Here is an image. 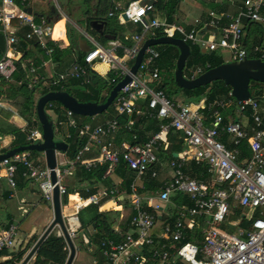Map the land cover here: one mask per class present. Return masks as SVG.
I'll use <instances>...</instances> for the list:
<instances>
[{"label":"built area","instance_id":"2783aa9c","mask_svg":"<svg viewBox=\"0 0 264 264\" xmlns=\"http://www.w3.org/2000/svg\"><path fill=\"white\" fill-rule=\"evenodd\" d=\"M154 9L153 3H142V0H130L124 6L114 1L107 16L118 15L124 20L125 14L129 21L141 24L143 34L146 33L151 38L178 34V37L197 44L206 51L230 49L232 61L236 62L249 57V50L242 39L246 20L264 22V0H244V7L231 17L224 32L216 39L209 40L195 28L187 29L183 25L151 17ZM208 23L215 25L216 21L211 19ZM0 27L7 38V51L0 58L1 91L6 82L13 80L18 70L17 61L23 55L16 48L17 35L22 27L29 28L26 37L37 40L46 48L48 55L53 52L51 47L47 48L48 40L50 37L56 39L52 36L54 28L48 26V32L45 33L42 26L36 23L33 14L27 12L25 0H0ZM159 31L161 36L157 35ZM85 34L93 42V46L85 52L82 60L73 64L67 74L57 77L53 83L57 84L69 77L88 82L89 75L95 73L97 65L102 64L109 71H116L120 79L117 81V77H113L111 81L117 84L130 72L131 66L127 60L130 57L136 58L143 34L137 33L131 37L135 44L126 48L124 54H120L118 50L121 44L103 46L86 32ZM262 49L263 46L261 48L256 45L253 51L259 54L258 58L264 60ZM12 51L16 53L13 55ZM158 56L159 52L154 46L148 47L138 73L119 91L114 101L117 116L95 126L90 123L81 125L73 111L62 107L65 109L64 118L57 120L58 126L66 125L78 129L79 135L88 139L78 150L72 161L73 165L83 163L88 168L91 167L93 163L85 156L92 150V145L98 143L102 144V160L107 163L106 175L116 170L121 159L136 174L130 187V206L133 209L130 230L120 240H102L105 263L264 264V105L261 99L252 94L249 99L239 101L231 89L225 96L209 102L206 99L198 103L179 101L169 96L164 89L155 88V83L160 80V69L153 63ZM45 64L46 61L42 66ZM38 69V66L30 63V73L34 74ZM202 73L203 69L198 67L192 78ZM256 88L258 92L264 93V82H260ZM142 96H149L147 110L142 114L146 118L159 120L160 129L144 142H138L134 135L135 142L115 147L112 138L118 130L122 126L130 131L133 129L132 120L123 124L119 116H132L136 112V101ZM49 107L56 110L52 103ZM204 109H207L210 118L208 125L205 122ZM230 112H235L236 117L250 119L252 124L246 125L239 118L230 117V120H226V115ZM172 130L182 132L194 151L184 149L177 157L172 158L171 179L148 193L145 186L139 185L137 180L144 179L147 175L151 178L159 175V153L166 149L167 136ZM42 138V132L38 128L28 134L32 143L39 142ZM103 138L109 139L103 143ZM245 144L250 150V155L246 158L242 149ZM189 160L204 165L210 179L193 177L187 173L185 168ZM21 165L23 176L38 182L45 200L54 201L56 187L61 196L67 194V185L63 181L64 172L67 170L63 172L56 167V182H53L51 169L34 162L29 150L17 152L0 161V180L6 179L15 187L16 172ZM107 191L103 190L87 199L82 195L79 197L81 201L87 200V204H98L108 194ZM176 192L188 194L194 204L179 206L176 221L155 232L157 212L170 202ZM84 205L86 204L74 203L71 214H65L63 210L69 234L74 242L81 230L78 213ZM237 205L244 208L243 215L252 220V224L250 227L237 226L229 231L223 228V224ZM196 228L201 234L199 242L186 241L190 232H194ZM57 234L64 236L60 227H57ZM17 235L18 228L14 225L2 229L0 252L13 249L17 243ZM84 240L86 243L90 242L86 235Z\"/></svg>","mask_w":264,"mask_h":264},{"label":"trees","instance_id":"16d2710c","mask_svg":"<svg viewBox=\"0 0 264 264\" xmlns=\"http://www.w3.org/2000/svg\"><path fill=\"white\" fill-rule=\"evenodd\" d=\"M92 0H85L86 9L83 11L84 18L91 20L97 18L99 20L106 21V29L104 34L97 33L96 30L89 28L90 33L97 36V39L100 41L102 45H106L108 38L106 34L115 35L117 38H122L124 40V33L128 30L129 26L121 23L119 20V16L115 15L112 17L107 16L108 10L111 7V0H98L99 4L97 16H93V11L90 8V3ZM130 1V0H128ZM239 7L242 9L244 7V0H235ZM229 1H224L222 4L228 5ZM220 4V8L218 13L224 12L226 10V6ZM213 9H217L214 2L210 4ZM154 12H151V16H155L156 14H160L162 16H166L169 21H173V15L177 14L178 17L188 13L184 0H156L154 3ZM56 23L54 27V38L59 40L62 46L68 45V40L66 37L63 36V27L65 24V20L63 16L56 15ZM79 20L78 22H80ZM85 21V19H83ZM250 24V29L247 39L245 41V45L249 50V57L250 58H258L259 54L254 52V47L259 45L261 48L264 42V27L260 24L255 22H251L250 20H246L245 28ZM203 27V22H199L196 25L192 26L196 30H200ZM68 29V38L71 42L66 48H62L58 45V42L55 40L50 39L48 40L47 48H52V56L59 58L62 57L63 54L70 52L77 43H78V30L73 26L72 23H67ZM29 30L27 27H22L21 31L18 33V42L16 44V48L18 51L23 52L22 57L17 61L18 70L14 74V78L10 82H6L8 86V91L10 92L9 96L12 99H17V97L23 96L25 97L24 101V108L23 113L28 120V126L25 129H21L13 124L3 123L1 122V133L2 134H11L14 136L12 145L14 147L26 146L32 144V140L28 139V134L31 130H33L36 126L41 128V124L38 119V115L36 112L35 103L33 101L34 89L29 87L30 79L27 76V67L30 66L31 61L35 62L36 65H40L43 62V59H48V55L46 53V48H44L40 43H38L34 39H28L26 37V33ZM142 30V27L138 28V32ZM141 33V32H140ZM158 36H161L162 33L159 31L157 33ZM178 37L179 35L176 34ZM125 44L128 46H133L134 43L130 40H124ZM191 54L187 60V64L184 68V74L187 78L191 79L193 77V72L198 67L203 69V72L207 71L212 67H216L220 64H223L225 61L223 60L219 49L213 51H205L199 45L193 44L192 42L188 41ZM158 52L159 56L156 58L155 62L153 63L154 66L159 67L160 69V80L155 83V88H162L166 91V93L171 97H176L177 95L182 96L187 102H195L198 103L202 99H206V101H212L216 98H220L228 94V92L232 89L231 86L227 85L223 80H216L209 84L200 86L198 88H182L178 86L175 82V68L176 62L179 57L180 50L177 46L171 44H161L154 46ZM264 51V49H262ZM7 51V38L6 34L1 30L0 27V58L6 53ZM122 49H119V53L122 54ZM83 55L79 57L80 60L83 59ZM171 62L170 64H168ZM134 61L129 62V65L132 66ZM168 65V66H167ZM163 75H165L163 77ZM117 77L116 80L118 81L120 77L117 75L115 70H111L107 76H102L99 73L91 74L89 82L81 85V79L73 78L71 84L74 86V90L66 87L61 86H51L50 89L52 90H63L68 91L72 95L76 96L79 101L82 102H99L103 103L107 100L109 93L111 92L112 88L116 85L115 82H112V78ZM174 85L172 88L176 89V91H170L167 89L168 81ZM260 82L251 81V92L253 96L258 98H264V93L257 91V85ZM2 91V90H1ZM0 91V96L4 93ZM51 90L44 89L43 94H46ZM174 94H176L174 96ZM148 102V99H146ZM52 103L55 105L56 113L61 118L63 116L62 106L61 103L57 101L48 102L46 105V110L50 109L49 104ZM115 104L113 103L107 110L102 112L101 114L104 115L105 113L112 112V114L116 111L114 108ZM205 110L206 117L208 116L207 109ZM8 116L11 114L10 111H6ZM80 121V124H84L86 121H91V116H82V115H75ZM114 116V115H113ZM112 116V117H113ZM111 117V118H112ZM205 117V122L208 125L210 120L209 118ZM14 121L17 124H23L22 119L20 116L14 117ZM152 128L157 132L160 129L161 123L157 119H151ZM56 128V127H55ZM182 135L180 131L172 130L169 133L171 139H177L179 136ZM87 138L84 136H80L77 129L70 130V138L68 141L70 142V148L73 147V154L72 159H75V156L78 150L86 144ZM32 153H37L36 151H31ZM244 153L246 154V148ZM169 157L174 158V152L168 154ZM167 155V156H168ZM186 166V171L193 177L201 178V179H210V175L206 174V168L204 165H198L193 160L188 161ZM79 172L77 174L82 176V179L88 180L91 184L94 183H106L111 184V181L108 176H106L107 170V163L106 162H97L93 164L91 167L87 168L84 164H78ZM22 165L20 169H22ZM117 173H119L123 178V186L124 189H127L129 193H131L130 185L136 178L135 172L130 169L127 163L121 159L120 163L117 166ZM162 183L157 178H151L150 175L145 177L144 186L146 192L150 193L156 189H158ZM99 187L90 188L85 194H81L85 199L97 194ZM68 193H76L75 188H71L67 191ZM4 195L2 189L0 188V202L4 199ZM67 196V195H66ZM67 201V199H65ZM74 203H77L73 199ZM193 205L194 201L188 194H184L182 192H176L172 197L170 202L162 206V209L157 212L156 220H155V232H159L162 227L166 226L168 223H173L176 221L178 216V207L182 205ZM87 212L90 213L91 217L88 220L82 219V229L80 230L77 241L82 248H87L91 246L95 255H97L98 260L97 264H106L105 257L102 252L101 242L105 238H115L120 240L123 235L127 232V222L131 220L133 215V209L130 207L129 214L127 218L124 220L123 226L121 229L117 230L114 228V220L111 218L110 211H100L99 204L96 203H89L86 208ZM127 209V208H126ZM125 209V210H126ZM128 210V209H127ZM80 212H82L80 210ZM245 213L244 208L241 205H237L229 216V223L225 224L224 227L229 230H234V225L238 226H245L250 227L252 224V220H248L243 214ZM238 221V222H237ZM233 222H236L235 224ZM2 223V222H0ZM89 226H94L95 231L91 233L88 230ZM8 226H4V228ZM84 235H86L89 239V243L84 242ZM201 236L200 230L198 228L195 229L194 232H190V235L187 237L186 241L188 242H199V237ZM39 236H33L32 240L30 241L29 246L22 251L14 252L15 256L8 261H5L1 264H21V262L27 256V253L33 248L35 243L38 241ZM9 249L2 251V254L10 253L8 252ZM70 254V249L68 247L67 241L64 236L57 234V228L52 230L45 239L41 242L39 247L37 248L34 255L26 264H66L68 257Z\"/></svg>","mask_w":264,"mask_h":264},{"label":"crops","instance_id":"0c3cea01","mask_svg":"<svg viewBox=\"0 0 264 264\" xmlns=\"http://www.w3.org/2000/svg\"><path fill=\"white\" fill-rule=\"evenodd\" d=\"M59 1L65 7H68V8L70 6L72 7L73 11L69 12L70 16L73 18H76L77 23L80 25V28L75 27L79 32L78 43L73 49H71L70 52L63 54L61 58H59L58 56L53 57L52 55L47 54L48 59H43V62L46 61V64L44 66H42L43 62L38 66L35 64L34 61L33 62L31 61V63H34L39 68L36 73L32 74L29 72V66L27 67L28 68L27 69V76L30 79L29 87L33 88L35 91L34 95H33V101L35 103V107L37 106V102H38L39 98L42 95H44L43 90L45 88L52 90V89H50L51 86H61V87H66V88H70V89L74 90V86L71 84V81L73 80L72 77L65 78V79L59 81V83H57V84H54L53 80H55L57 77H61L64 74H67L68 71L72 68L73 64L76 61L80 60L79 57L81 55L85 54L86 51H82L80 48V42H79L80 37L86 39L88 44L90 45V47L93 46V42L87 37L85 32L87 34H89L91 37H93L96 42L100 43V41L97 39V36L90 33V31H89L90 27L86 26L87 19L84 18V15H83V11L87 7L85 0H80L78 7H75V4L72 3V1L76 2V0H66L65 3H63L62 0H59ZM114 1H118L123 6L129 2L128 0H111V2H112L111 7L113 6ZM224 1H229L228 5L222 4ZM184 2H185V7H186L188 13L181 16V18L178 17L177 14H175V15H173L174 20L169 21L166 16H162V15L156 14V13H155V16H151V17H153V18L155 17V18L159 19L160 21L177 23V24L185 26L187 29H191L192 26L196 25L198 22H203V28H204L206 25L209 24L208 22H210L211 19H214L216 21L215 26L218 27L219 36H220L224 32L225 28L227 27L229 21L231 20V17L234 16L239 10H241V8L239 7V5L237 4V2L235 0H184ZM212 2H214L215 5L218 4V6H216L217 9L212 8V6L210 5ZM25 3H26V8L31 7L33 9L32 14H33L37 24H39V19H40V21L45 20L48 22V26L54 28V24L56 23L55 16L59 15L57 13L58 12V6L56 5L57 0L56 1L54 0L53 2H50V1L47 2L46 0H25ZM98 4H99L98 0H92L90 3V5H91L90 8L93 11L94 17H96L94 14L98 13V10L101 8V7L100 8L98 7ZM220 4H222L223 6H226V10L224 12L218 13L217 10L221 9L219 6ZM52 5H56L55 11H52V9H51ZM36 6L39 8L36 9L35 8ZM152 12H154V11H152ZM61 16H63V18L65 20L64 28H65V36H67L68 35V29H67L68 19L65 15H61ZM118 18H119L121 23H124V24L129 26L128 30L124 33V40H126V39L130 40V41H132V43L135 44V40H133L131 37L133 35H136L137 33H138V35L143 34L142 25L141 24H135L129 20L128 21H126L125 19L122 20L120 17H118ZM83 19H85V21H84L85 26H82L78 22L79 20L83 21ZM139 27H142V30L138 32ZM97 33H98V31H97ZM208 33L210 35L208 37H206V35ZM203 35L205 36V38H207L209 40H214L217 38L215 32H212L210 30L206 31L205 34H203ZM149 38H151V37H149L146 33L143 34V38H142L141 42L139 43L141 45V47L145 43V41L148 40ZM67 40H68V45H66V46H62L61 43L59 42V40H57L56 42H58V45L60 47L66 48L69 45H71L69 38H67ZM124 40L122 38H117L115 36V38H113V39L108 38L106 45H103V46H108L112 43L121 44L119 46L118 50L122 49V51H123L122 54H124V52H126L125 49L131 47V46H128L127 44H125ZM84 46L86 47L85 44H84ZM223 49H225V48H220L219 51H222ZM11 53L14 55L16 52L12 51ZM131 61H135V59H133L132 57L128 58V60H127L128 65H129V62H131ZM224 61H225L224 63L230 62L227 60H224ZM170 63L171 62H169L168 64H170ZM95 72L99 73L102 76H107V74L110 71L108 70L107 66L99 64V65H97V70ZM91 74H93V73H91ZM89 76L91 77V75H89ZM90 77H89V79H90ZM81 81H82L80 83L81 85L85 84L83 80H81ZM88 82H86V83H88ZM7 84L6 85L4 84L2 89H1L4 93L0 96V107H1L0 108V124H1V122H3V123L9 122L10 124H13V125L21 128V129H25L28 126V120L26 119V117L23 113V108H24L23 104L25 101V97L20 96V97H17V99H15V100L12 99V97L9 96L10 92L8 91L9 89H8ZM174 98H176L177 100L180 99L178 97H174ZM146 99L149 100V96H142L136 101V112L132 116H129L126 114L119 116V119H121V122L123 124H126L130 120H132L133 121V129L130 131L129 129L122 126L112 138L114 141L115 147H121V145L123 143L135 142L134 135L136 136V140L138 142H144L152 134H154L156 132L152 128L151 119L146 118L142 114V112L146 111L147 107H148V102L146 101ZM260 99H261V103L264 105V98H260ZM202 100H200V101H202ZM193 103H195V102H193ZM61 106L64 107L62 104H61ZM64 108H66V107H64ZM114 108H115V106H114ZM64 110L62 109V111H63V113H62L63 116L61 117L62 119L64 118V112H65ZM115 110H116V108H115ZM6 111H10L11 114L8 116V113ZM48 111H50V113L47 112V110H46V113L48 114L50 119L54 122V127H56V128H54L55 129V140L57 142H64L67 144L66 150H62V151L57 152V161H58L57 167H59L63 172L65 170H67V172H64V179H63L64 183L67 185V189L68 190L71 188L76 189V193H68V194L61 196V203H62L64 213L65 214H71L72 213L73 210H71L72 209L71 207L74 204L73 199L75 201H77L78 204H80L81 200H80L79 195L85 194L87 191H89L90 188L99 187L97 194H99L103 190H106V191L108 190L107 191L108 194L106 196H103L101 198L100 202L98 203L100 211H110L111 212V218L114 220V225H113L114 228L117 230L121 229V227L123 226L122 222H124V220L127 218V215L129 214V209L131 207L130 206V193L128 192L127 189H124L122 176L116 172V170H117V168H116V170L113 173L106 175V176H108L107 178H109L111 181L110 185L106 184V183L104 184L102 182L99 184L98 183L91 184V182H89L88 180L82 179V176L81 175L79 176L77 174V172H79V167L77 165L83 164V163H77L76 165L72 164V161L74 160V159H72L73 147L70 148L71 144L68 141V139L70 138L69 134H70V130L72 129V127H69L66 125L58 126L57 120H59L60 117L56 113V110L50 108V109H48ZM36 112H37V107H36ZM16 116L21 117L22 122H23L22 125L17 124L14 121V117H16ZM112 116L113 117L117 116V112L115 111L113 114H112V112H108V113H105L104 115L98 114V115H96V117L91 116L92 117L91 121H86L84 123H90L91 125L95 126V125H98V124L105 122L106 120L110 119ZM236 116L237 115L235 112H230L226 115V120H230V117L233 119L239 118L240 121H242L246 125L252 124V121L250 119H246L243 117H236ZM208 117L209 116H207L206 118H208ZM75 118L80 123L81 120H79L76 116H75ZM38 119H39V117H38ZM209 120H210V118H209ZM0 128H1V126H0ZM35 128H38L42 132V127L40 128V127L36 126ZM73 129H75V128H73ZM174 131H176V130H174ZM0 136H1L0 154H4V153H6V152H8L14 148H17V147H14L12 145L13 139H14L13 135L2 134L1 129H0ZM108 139L109 138H107V139L103 138L102 142L103 143L105 141L107 142ZM41 141H43V138L39 142H41ZM101 146H102V144L94 143L92 145V150L86 154L85 158L87 160H90L93 164H95L97 162H104L102 160ZM245 148L247 151L246 154L244 153ZM184 149L189 150L191 152L194 151L191 148V146L189 144H187L185 138L183 137V134L180 135L179 138H177V139H171V136H169V135L167 136L166 149L162 150L159 153V161H160V164H158L159 175L156 178L159 179L161 183H163L166 180H170L172 177V169L170 167V160L172 159V157H169L168 154L171 152H174V154L175 153L179 154L181 151H184ZM242 149H243V156L245 158L248 157L250 155V150H249L248 146L245 144L242 146ZM29 151L31 153V158L34 162H36V163H38L44 167H48L46 156H45L44 152L37 151V150H29ZM31 151H36L37 153H32ZM177 156H175V157H177ZM22 169H20V167H19L17 172H16L15 177H16L17 185L15 187L11 186L6 179L0 180V188L2 189L3 194H5L4 199H2V201L0 202V222H2V223H0V231L2 229H6V227L4 228V226L10 227L11 225H14L18 228L19 232L22 231L24 234L23 239L17 237V241H16L17 243H16L15 247L13 249H9V251H8L10 253L2 254V252H0V264L5 262V261L10 260L11 257L13 258L15 256L14 252L16 253L17 251L25 250L29 246L30 241L32 240L33 236L38 235L40 238L41 235L48 228V226L50 225L52 220L54 219V215H55L54 214V208H53V202H49L43 198L41 190H40L39 185H38V182L33 180V179H29V178H26L25 176H23V174H22L23 170ZM144 181H145V178L144 179H138L137 183L139 185H144ZM130 187H131V185H130ZM65 199H67V201ZM84 201L86 202V205H84L83 208L81 209L82 212L78 213V219L80 221L81 229L83 226L82 219L88 220L91 217L90 213L87 212V210L85 209L86 206L88 205L87 204L88 201L87 200H84ZM16 212H20V214L18 215V214H16ZM227 223H229L228 220L226 223L223 224V228H225L224 225ZM125 226L128 228L127 231L130 230L129 221L127 222V225H125ZM237 226L238 225H234L235 228ZM90 227H92L93 231L89 230ZM40 229H42V230L40 231ZM88 230L91 233H93L95 231V227L89 226ZM227 230H229V229H227ZM229 231H233V230H229ZM77 242L78 241L76 240L75 244L77 247V252H76L75 259H77L79 257V255H77V254L79 252V249L82 248L81 246H79V244ZM75 263L76 262L74 261L73 264H75Z\"/></svg>","mask_w":264,"mask_h":264},{"label":"water","instance_id":"95a60500","mask_svg":"<svg viewBox=\"0 0 264 264\" xmlns=\"http://www.w3.org/2000/svg\"><path fill=\"white\" fill-rule=\"evenodd\" d=\"M156 0H142V3H155ZM52 11L56 10V5H52ZM27 12L33 13V9L31 7L26 8ZM97 16V13L94 14ZM123 17L126 21H128V17L123 14ZM253 22V21H251ZM260 24L264 27V22H255ZM87 27L95 29L100 34L105 33L106 28V21L99 20L97 18L88 20L86 23ZM250 24L244 29L243 32V43H245L249 30ZM215 32L216 37L219 36V29L215 25L208 24L201 30H199L200 35L205 34L206 31ZM107 38L113 39L115 35L106 34ZM80 48L82 51H88L91 47L88 44L87 40L80 37ZM86 45V47L84 46ZM161 44H171L175 45L179 48L180 53L179 57L176 62V69H175V82L178 86L182 88H198L200 86L209 84L216 80H223L227 85L231 86L232 93L235 98L239 101L249 99L252 96L251 92V81L257 82H264V60L261 58H250L246 57L243 60L236 62H226L220 64L216 67H212L207 71L203 72L202 74L198 75L195 78H187L184 74V68L187 64V60L191 54V48L187 41L183 38L176 37V36H161V37H152L145 41V43L140 48L134 64L130 67V72L124 76L111 90L107 100L103 103L99 102H82L79 101L78 98L68 91L63 90H51L46 94L42 95L38 102H37V114L39 117V121L42 127V137L43 141L35 142L30 145L20 146L14 148L4 154H0V161L4 158L10 157L17 152L25 151V150H37L45 153L46 160L48 167L51 169V176L53 182H56V172L55 168L58 165L57 161V152L66 150L67 144L64 142H57L55 140V127L54 122L50 119L48 114L46 113V105L48 102L57 101L61 103L67 109L73 111L77 115L82 116H95L101 114L105 110H107L115 101L116 97L118 96L119 91L127 84L133 80V77L139 71V68L142 64L143 58L146 54V50L150 46H156ZM264 48V42H263ZM175 156L178 154L175 153ZM53 208H54V219L45 230V232L41 235L37 243L33 246L30 250L29 254L25 257V259L21 262V264H26L31 257L36 252L37 248L41 244V242L45 239V237L55 228L60 227L63 231L65 239L68 242L70 248V254L66 264H73L77 247L73 239L71 238L64 214H63V207L61 203V195L59 193L58 187L54 190V201H53Z\"/></svg>","mask_w":264,"mask_h":264},{"label":"rangeland","instance_id":"374dc122","mask_svg":"<svg viewBox=\"0 0 264 264\" xmlns=\"http://www.w3.org/2000/svg\"><path fill=\"white\" fill-rule=\"evenodd\" d=\"M47 2H53L54 0H46ZM56 1V0H55ZM59 0H57V6H58V14L59 15H65L66 17H67V19H68V22H70V23H72L73 24V26L74 27H76V28H80V25L77 23V19L76 18H73V17H71L70 16V13L69 12H72L73 10L71 9V6L69 7V8H67V7H65V6H63L62 5V3L59 1ZM79 1L80 0H76V2H73L72 1V3L73 4H75V7H78L79 6ZM62 2L63 3H65L66 2V0H62ZM36 9H38L39 7H35ZM74 8V7H73ZM82 26H85V22L84 21H80L79 22ZM39 24L42 26V28L44 29V31H45V33H47L48 32V30H47V27H48V22L47 21H45V20H41L40 21V19H39ZM54 27H55V24H54ZM63 36L64 37H67L68 38V35L67 36H65V28L63 27ZM210 34L208 33L207 35H206V37H208ZM220 54H221V56H222V58H223V60H227V61H232V52H231V50L230 49H227V48H225V49H223L222 51H220ZM165 75H163V77H164ZM172 86L174 87V85L171 83V81L169 80L168 81V83H167V89L168 90H172V91H176V89L174 88H172ZM176 94H174V96H175ZM176 97H178V98H180L179 99V101H184V102H187L182 96H179V95H177ZM190 102V101H189ZM1 108V107H0ZM47 112H49L50 113V111H48L47 110ZM188 144V143H187ZM72 208V207H71ZM70 208V209H71ZM72 210V209H71ZM16 214H20V212H16ZM234 224L236 223V222H233ZM42 229H40V231H41ZM89 230L90 231H93L92 230V227H90L89 228ZM17 237L18 238H21V239H23L24 238V234H23V232L22 231H18V235H17ZM84 242L86 243V241L84 240ZM78 243V242H77ZM79 244V243H78ZM79 246H80V244H79ZM30 252V251H29ZM29 252L27 253V255L29 254ZM77 255H79V257L77 258V259H74V261L76 262L75 264H97V260H98V257H97V255H95V252L93 251V249L91 248V246H88L87 248H80L79 249V252H78V254Z\"/></svg>","mask_w":264,"mask_h":264},{"label":"bare ground","instance_id":"6f19581e","mask_svg":"<svg viewBox=\"0 0 264 264\" xmlns=\"http://www.w3.org/2000/svg\"><path fill=\"white\" fill-rule=\"evenodd\" d=\"M52 36H53V38H54V30H53V32H52ZM80 204H82V205H83V204H86V202H85V201H84V202H83V201H81V202H80ZM153 204H155V201H153Z\"/></svg>","mask_w":264,"mask_h":264},{"label":"flooded vegetation","instance_id":"af4514ba","mask_svg":"<svg viewBox=\"0 0 264 264\" xmlns=\"http://www.w3.org/2000/svg\"><path fill=\"white\" fill-rule=\"evenodd\" d=\"M68 8V7H67ZM71 9H72V7H71Z\"/></svg>","mask_w":264,"mask_h":264}]
</instances>
